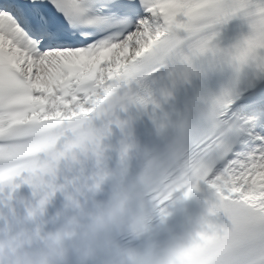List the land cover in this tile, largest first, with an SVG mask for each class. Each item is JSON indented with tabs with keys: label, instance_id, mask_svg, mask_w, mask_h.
I'll list each match as a JSON object with an SVG mask.
<instances>
[{
	"label": "snow or ice",
	"instance_id": "1",
	"mask_svg": "<svg viewBox=\"0 0 264 264\" xmlns=\"http://www.w3.org/2000/svg\"><path fill=\"white\" fill-rule=\"evenodd\" d=\"M258 13L264 0H0V170L15 175L58 138L106 125L117 113L128 121L112 155L123 156L131 142L129 110L147 105L155 120L172 99L165 86L223 76L234 67L233 52L207 38L233 18ZM194 40L211 53L196 60ZM184 51L196 60L188 75L177 63ZM203 100L212 106L208 130L168 179L176 203L217 199L218 218L230 230L209 252L193 248L183 259L264 264V61ZM169 203L157 210L161 225Z\"/></svg>",
	"mask_w": 264,
	"mask_h": 264
},
{
	"label": "clouds",
	"instance_id": "2",
	"mask_svg": "<svg viewBox=\"0 0 264 264\" xmlns=\"http://www.w3.org/2000/svg\"><path fill=\"white\" fill-rule=\"evenodd\" d=\"M234 19L239 18L225 25ZM239 20L246 30L231 43L222 44L220 30L207 38L209 45L231 49L235 61L217 88L245 76L251 66L264 61V14ZM193 48L198 52L196 60L212 51L198 40L189 46V50ZM196 60L188 51L182 52L177 61L181 74L188 75ZM182 85L178 80L174 87H165L173 98ZM204 95L197 92L191 104L173 111L162 104L155 120L150 115L161 136L159 144L141 146L133 138V116L131 142L123 156L116 151L114 162V129L128 121L119 113L106 125L78 127L63 142L58 138L43 156L15 175L0 170V193L10 189L8 200L24 184L31 186L37 198L25 205L23 215L14 209L11 217L0 213L4 220L0 225V264H185L183 257L189 250H212L230 229L218 218L222 208L211 195L204 198L196 214L187 213L164 236L158 234L165 225L158 219L160 204L170 202L168 221L177 209L197 200L189 197L184 204L176 203V190L171 189L173 181L168 177L169 169L182 167L183 158L208 130L212 106L204 102ZM151 100L160 103L155 93ZM142 111L149 113L150 109L145 105ZM57 193L64 194V206L57 213L58 226L49 230L44 216ZM102 193L105 198H100Z\"/></svg>",
	"mask_w": 264,
	"mask_h": 264
}]
</instances>
